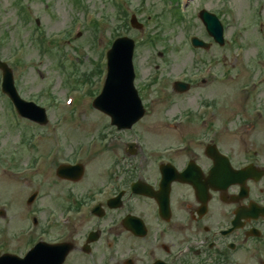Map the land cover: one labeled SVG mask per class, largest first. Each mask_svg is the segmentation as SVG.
I'll return each instance as SVG.
<instances>
[{
    "label": "rangeland",
    "instance_id": "374dc122",
    "mask_svg": "<svg viewBox=\"0 0 264 264\" xmlns=\"http://www.w3.org/2000/svg\"><path fill=\"white\" fill-rule=\"evenodd\" d=\"M22 1L29 14L27 21L21 19L15 0H0V58L14 70L21 95L48 109L49 123L37 126L36 129L34 124L19 117L13 105L6 101L7 97L0 93V210L4 209L6 212L5 217L0 216V235L2 233L3 236L0 244L4 243L0 246V253L20 251L23 248V244L13 237V228L26 225V220L19 219L17 214L27 217V212L31 209L24 198L32 185L26 184L25 180L16 175H10V179L5 171L12 167L20 171L28 160L30 142L36 145L40 141L37 138L24 139V134L33 136L36 131L47 136L48 132H57L59 128L60 131L75 134L80 129L84 140H90L113 130H109L110 123L104 114L93 108L92 101L103 84L104 71L102 69V73H99L98 65L103 66L104 56L119 35H128L136 41L134 60L139 71L140 81L137 83L140 87L147 75L157 71L155 64L160 62L158 56L164 55L165 58L166 55L169 58L168 63L163 66L169 67L170 71L163 72H169L170 76L162 77L148 91L149 96L141 92L145 102L151 97H160V88L164 87L171 96L172 86H165L168 79L182 73L193 74V80L188 77L193 82L192 89L177 96L178 102L174 101V111H180L174 114L179 116L195 110L200 104L199 99L213 100L222 90L220 99L223 108L228 112L232 108L236 110L230 112L232 121L230 128L226 130L227 136L235 131L238 118L242 120L238 116L248 110L247 106L241 107L242 104H249L247 99L256 98L260 100L259 104L264 105V0H184L187 10L185 13L180 0ZM122 7L128 13V23L130 16L135 14L144 23L143 29H135L130 24L123 27L125 16L121 12ZM199 10H207L219 17L224 26L223 46H219L207 33L199 18ZM78 21L83 23V28L77 27ZM94 21L98 26L92 27ZM66 31L70 32V37L66 33L62 39L51 43V46L49 43L43 44L47 49L36 40L38 32H42L45 39H53L55 35ZM77 31L81 33L76 35ZM195 36L209 43L210 47L207 50L193 47L191 39ZM16 59L22 64L17 65ZM211 64L214 66L212 77L202 82L200 78L206 76L202 69L210 68ZM158 66L160 67L159 64ZM173 67L177 70L174 71ZM214 73L218 76L214 77ZM87 74L90 75V84L85 77ZM74 88L78 93L73 94L72 103L70 106H63L71 98L68 93ZM165 109H168L167 102L162 101L156 106L155 112ZM163 115L166 117L165 113ZM152 117L149 116L150 119ZM223 123L224 121L222 131ZM153 127L157 131L150 134L149 139L156 144L161 140L160 134L168 131L165 129L167 126L162 127L160 121L154 123ZM205 127L194 126L201 134H204ZM145 129L146 127L140 128L138 125L132 131L144 133ZM130 134L131 131L127 135ZM64 138L65 150L61 155L72 158L78 151V142L82 140ZM44 141L43 137L41 142ZM106 141L107 139H96L95 143H98L97 146H105ZM229 145L228 143L227 148ZM108 149L104 151L109 157ZM96 150L95 147L88 162L95 156ZM34 160L38 167H47L46 174L28 177L27 182L31 179L45 185L52 182L61 184L55 177L59 164L50 166L49 169L47 162L42 161L39 151L35 153ZM105 162V158H98L93 163V170H98ZM91 165L89 162L90 168ZM26 232V226L19 229L20 234Z\"/></svg>",
    "mask_w": 264,
    "mask_h": 264
},
{
    "label": "flooded vegetation",
    "instance_id": "af4514ba",
    "mask_svg": "<svg viewBox=\"0 0 264 264\" xmlns=\"http://www.w3.org/2000/svg\"><path fill=\"white\" fill-rule=\"evenodd\" d=\"M218 110V115L189 116L176 126L181 130L174 137L181 142L172 147L161 141L153 148L119 142L107 167L96 171L95 183L62 189L58 212L71 217L61 226L42 227L39 240L58 228L59 239L52 243L73 247L65 264H264V120L245 115L235 131V147L228 150ZM201 119H207L209 130L193 145L189 125ZM218 152L241 171L225 197L208 181L217 162L223 177L226 160ZM166 164L173 167L164 166L166 172L174 174L168 204L161 192ZM138 183L152 195L133 192ZM31 240L37 242L35 236Z\"/></svg>",
    "mask_w": 264,
    "mask_h": 264
},
{
    "label": "water",
    "instance_id": "95a60500",
    "mask_svg": "<svg viewBox=\"0 0 264 264\" xmlns=\"http://www.w3.org/2000/svg\"><path fill=\"white\" fill-rule=\"evenodd\" d=\"M202 17L207 25L211 34L215 39L223 44L222 39V26L215 16L203 13ZM196 46H205L201 41H195ZM134 43L129 39L117 40L108 53V68L109 76L104 88L103 94L94 102V105L103 110L104 112L113 116V122L118 124H130L137 121L143 115V109L139 103L138 98L135 96L130 101H125L126 90L128 96L135 95L133 90L134 72L132 67ZM5 70L4 90L10 94L12 99L18 105L21 113L28 116L32 104H27L21 101L13 86V79L11 72L4 64L0 63ZM121 93V94H119ZM34 109H37L33 107ZM1 261L0 264H4Z\"/></svg>",
    "mask_w": 264,
    "mask_h": 264
}]
</instances>
